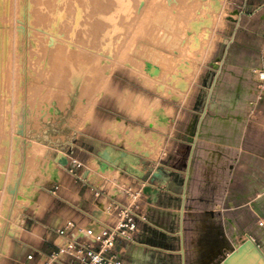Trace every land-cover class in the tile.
<instances>
[{
  "label": "rangeland",
  "instance_id": "obj_1",
  "mask_svg": "<svg viewBox=\"0 0 264 264\" xmlns=\"http://www.w3.org/2000/svg\"><path fill=\"white\" fill-rule=\"evenodd\" d=\"M233 14L231 0H0V264H14L24 207L62 178L53 156L112 142L183 163L196 113L227 84Z\"/></svg>",
  "mask_w": 264,
  "mask_h": 264
},
{
  "label": "crops",
  "instance_id": "obj_2",
  "mask_svg": "<svg viewBox=\"0 0 264 264\" xmlns=\"http://www.w3.org/2000/svg\"><path fill=\"white\" fill-rule=\"evenodd\" d=\"M262 1L231 0L234 14L216 69L217 85L227 84L217 89L210 110L206 105L196 113L195 138L183 163L180 156L178 162L140 156L112 142L93 156L68 154L62 178L47 180L40 190L41 209L25 206L17 221L14 264H43L62 244L56 230L68 220L96 228L111 223V200L134 202L145 218L137 220L131 240L114 247L122 264H217L233 249L229 264H264L250 243L237 251L250 237L264 252V82L257 73L264 68V13L254 10ZM106 146L114 161L98 156ZM117 150L130 156H118ZM92 158L97 168H91ZM73 160L80 163L77 173L91 170L90 178L67 171ZM103 162L107 167L101 169ZM108 169L113 172L104 173ZM146 185L149 194L142 191ZM54 264L79 263L61 254Z\"/></svg>",
  "mask_w": 264,
  "mask_h": 264
},
{
  "label": "built area",
  "instance_id": "obj_3",
  "mask_svg": "<svg viewBox=\"0 0 264 264\" xmlns=\"http://www.w3.org/2000/svg\"><path fill=\"white\" fill-rule=\"evenodd\" d=\"M255 12L264 13V0L255 7ZM259 79L264 82V68L258 73ZM80 163L73 160L72 166L67 171L82 180V175L76 172ZM56 186L51 190L54 192ZM100 192L96 191L95 195ZM114 220L104 227L77 226L68 220L56 232L64 238L58 250L47 255L43 264H54L59 261L61 254L68 255L79 264H122L117 258L114 247L119 240H131L136 230L137 220L145 219L137 212V205L121 203L111 200L107 206ZM27 255V259L32 258Z\"/></svg>",
  "mask_w": 264,
  "mask_h": 264
},
{
  "label": "water",
  "instance_id": "obj_4",
  "mask_svg": "<svg viewBox=\"0 0 264 264\" xmlns=\"http://www.w3.org/2000/svg\"><path fill=\"white\" fill-rule=\"evenodd\" d=\"M111 150V147L110 146H106L104 148V150L102 151H99L97 152L98 156H101L102 158H104L105 160L107 161H114L112 160V158L110 157L111 155L109 154V151ZM118 156H124V157H127V156H130L127 152L123 151V150H117L116 151ZM57 158L58 162L65 166L67 163H68V158L67 156H59V157H55V159ZM105 167H107V164L106 162H103L101 163V169H104ZM128 170L130 171H137L136 169L134 168H131V167H128ZM161 171V168H158L155 172L152 173L151 175V178H150V182H153L154 178L159 176V172ZM144 193H150L152 192V188L149 186V185H146L143 190H142ZM154 192V191H153ZM247 241V242H246ZM245 243H250L252 244L256 251L261 255L263 256L264 258V252L263 250L260 248V246L252 239V238H247V240H245V242H243L242 244L238 245L237 246V251H240L242 250L246 245ZM244 246V247H243ZM222 256V255H221ZM235 256L234 255V249L231 250L230 254L228 256H222L220 260H218L217 264H229L231 258Z\"/></svg>",
  "mask_w": 264,
  "mask_h": 264
},
{
  "label": "bare ground",
  "instance_id": "obj_5",
  "mask_svg": "<svg viewBox=\"0 0 264 264\" xmlns=\"http://www.w3.org/2000/svg\"><path fill=\"white\" fill-rule=\"evenodd\" d=\"M180 29H182V31H181V33H182V35L184 34V31H185V29L183 30V28H180ZM180 40H181V37H173L172 36V38H171V43L173 44H177L178 45V43H180ZM179 48H182L183 50H184V46H182L181 44L179 45ZM156 55V54H155ZM157 56V55H156ZM157 58V57H156ZM158 59L159 60H162V61H168V59L164 56V55H161V56H158ZM59 156H65L64 154H59L57 157H59ZM57 159V158H56ZM58 161V160H57ZM56 162V161H55ZM16 196H17V193H15V199L17 200V198H16Z\"/></svg>",
  "mask_w": 264,
  "mask_h": 264
}]
</instances>
